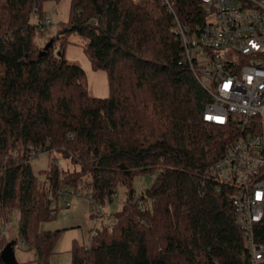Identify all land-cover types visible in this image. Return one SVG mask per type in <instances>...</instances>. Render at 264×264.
<instances>
[{"label": "trees", "instance_id": "obj_1", "mask_svg": "<svg viewBox=\"0 0 264 264\" xmlns=\"http://www.w3.org/2000/svg\"><path fill=\"white\" fill-rule=\"evenodd\" d=\"M45 1L0 0V226L16 217L28 262L49 264L62 230L39 225L56 216L59 191L87 175L91 203L112 202L124 185L128 204L89 246L72 242L70 264H250L231 189L209 176L241 131L203 120L211 96L172 30L176 19L189 33L201 25L200 0H69L68 22L39 55L42 24L30 15ZM71 35L107 73V97L90 95L84 69L65 58ZM45 151L79 169L55 159L41 184L31 162ZM139 173L152 183L135 197ZM6 243L0 235V251Z\"/></svg>", "mask_w": 264, "mask_h": 264}, {"label": "built area", "instance_id": "obj_2", "mask_svg": "<svg viewBox=\"0 0 264 264\" xmlns=\"http://www.w3.org/2000/svg\"><path fill=\"white\" fill-rule=\"evenodd\" d=\"M200 7L204 21L195 31L189 33L177 19L172 30L180 38L184 56L198 82L211 96V101L205 104L203 120L216 125L234 123L241 131L210 167L209 176L230 187L234 222L242 237L245 256L250 264H261L264 262V0H200ZM66 192V187L60 190L58 198ZM87 198L90 204H97L91 203L89 195ZM110 203L113 207V200ZM96 208L99 212V207ZM7 225L0 226V235L6 234ZM95 234L96 230L92 231L91 237Z\"/></svg>", "mask_w": 264, "mask_h": 264}, {"label": "rangeland", "instance_id": "obj_3", "mask_svg": "<svg viewBox=\"0 0 264 264\" xmlns=\"http://www.w3.org/2000/svg\"><path fill=\"white\" fill-rule=\"evenodd\" d=\"M69 15V0H48L43 2L40 18L35 13L30 15L31 23L40 22L43 27L42 31L36 29L33 36L34 42L38 46H41L40 48H43L46 41L56 35L59 28L57 26L68 22ZM39 19H43L42 22L44 23ZM47 19L49 21L45 23ZM69 39L74 43L66 45L64 50L65 58L68 62L77 63L84 69L90 95L101 98L107 97L109 94L107 73L102 69H94L92 67L91 62L81 47L82 41L78 36L71 35ZM55 48L59 49L58 46ZM55 159L58 167L64 168L63 170L66 169L68 172H73L79 169L77 164L73 163L69 158L63 157L58 152H40L34 157L31 165L35 175L42 181L41 184H47L45 174L50 163L53 160L55 161ZM89 180V176L81 175V179L76 187L70 184L67 185L70 193L63 194L62 198L58 200V212L56 216L53 219L42 221L39 225V228L43 230H62L55 242L54 253L49 258V264H70L71 256L69 249L72 241L89 246L92 231L111 224L110 215L128 204L126 201L128 191L124 185H117L112 198L113 207L110 202H106L103 205L90 204L87 198L89 194L87 183ZM151 183L152 179L149 173H139L132 179L130 188L136 195H139L146 188L150 187ZM77 193L79 194L78 196ZM65 201L69 203L68 206L65 205ZM97 206L99 207V212H96ZM9 222L6 242L12 240L11 237L15 236L17 230L16 217H11ZM14 256L18 263L32 264L28 262V260L32 259V252L25 250L21 243L14 250Z\"/></svg>", "mask_w": 264, "mask_h": 264}, {"label": "water", "instance_id": "obj_4", "mask_svg": "<svg viewBox=\"0 0 264 264\" xmlns=\"http://www.w3.org/2000/svg\"><path fill=\"white\" fill-rule=\"evenodd\" d=\"M51 45V41L47 42L45 46L39 51V55H42L44 51H47ZM60 52L57 51V54ZM17 240L12 239L8 241L5 246L0 251V259L2 264H19L14 256V246L16 245Z\"/></svg>", "mask_w": 264, "mask_h": 264}, {"label": "crops", "instance_id": "obj_5", "mask_svg": "<svg viewBox=\"0 0 264 264\" xmlns=\"http://www.w3.org/2000/svg\"><path fill=\"white\" fill-rule=\"evenodd\" d=\"M76 191V190H75ZM67 193H70V191L68 190V188H67V192L66 193H64V194H67ZM62 196H63V194L61 195V197H59L58 199H61L62 198ZM66 202L67 201H65V205H66ZM67 206V205H66ZM10 224V222H8V225ZM7 225V226H8ZM7 233H8V230H7V228H6V236H7ZM14 236V235H13ZM16 239V237L14 236L13 238L11 237V239ZM17 240V239H16ZM73 242V241H72ZM20 243H19V241L17 240V243H16V245L14 246V250L16 249V247L19 245Z\"/></svg>", "mask_w": 264, "mask_h": 264}, {"label": "snow or ice", "instance_id": "obj_6", "mask_svg": "<svg viewBox=\"0 0 264 264\" xmlns=\"http://www.w3.org/2000/svg\"><path fill=\"white\" fill-rule=\"evenodd\" d=\"M226 87H227V85H226Z\"/></svg>", "mask_w": 264, "mask_h": 264}]
</instances>
